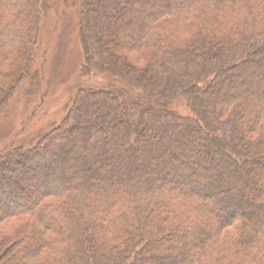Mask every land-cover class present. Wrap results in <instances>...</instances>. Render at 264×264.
Segmentation results:
<instances>
[{"label":"trees","instance_id":"obj_1","mask_svg":"<svg viewBox=\"0 0 264 264\" xmlns=\"http://www.w3.org/2000/svg\"><path fill=\"white\" fill-rule=\"evenodd\" d=\"M46 4L0 0V110ZM78 11L83 75L108 84L33 150L0 153V264H264V0Z\"/></svg>","mask_w":264,"mask_h":264},{"label":"rangeland","instance_id":"obj_2","mask_svg":"<svg viewBox=\"0 0 264 264\" xmlns=\"http://www.w3.org/2000/svg\"><path fill=\"white\" fill-rule=\"evenodd\" d=\"M80 1L46 0L32 72L16 86L9 103L0 110V153L20 147L33 150L63 124L80 89L107 87V80L96 73L83 75L85 58L78 40ZM172 106L180 114L191 113L184 100ZM43 156H36L38 164ZM28 187L24 199L31 201L41 189L32 184Z\"/></svg>","mask_w":264,"mask_h":264}]
</instances>
